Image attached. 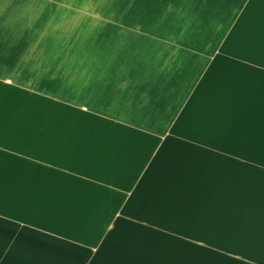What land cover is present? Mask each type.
<instances>
[{
    "label": "crops",
    "instance_id": "obj_1",
    "mask_svg": "<svg viewBox=\"0 0 264 264\" xmlns=\"http://www.w3.org/2000/svg\"><path fill=\"white\" fill-rule=\"evenodd\" d=\"M0 264H264V0H0Z\"/></svg>",
    "mask_w": 264,
    "mask_h": 264
},
{
    "label": "rangeland",
    "instance_id": "obj_2",
    "mask_svg": "<svg viewBox=\"0 0 264 264\" xmlns=\"http://www.w3.org/2000/svg\"><path fill=\"white\" fill-rule=\"evenodd\" d=\"M130 17H132V16H130ZM183 252H185V251H183Z\"/></svg>",
    "mask_w": 264,
    "mask_h": 264
}]
</instances>
